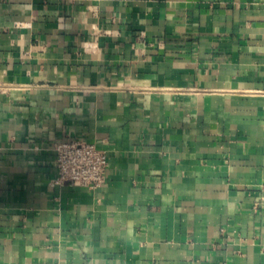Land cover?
Here are the masks:
<instances>
[{
    "label": "crops",
    "instance_id": "1",
    "mask_svg": "<svg viewBox=\"0 0 264 264\" xmlns=\"http://www.w3.org/2000/svg\"><path fill=\"white\" fill-rule=\"evenodd\" d=\"M0 264H264V0H0Z\"/></svg>",
    "mask_w": 264,
    "mask_h": 264
},
{
    "label": "built area",
    "instance_id": "2",
    "mask_svg": "<svg viewBox=\"0 0 264 264\" xmlns=\"http://www.w3.org/2000/svg\"><path fill=\"white\" fill-rule=\"evenodd\" d=\"M56 151V183L95 190L108 180L110 167L107 152L94 143L85 139L60 142Z\"/></svg>",
    "mask_w": 264,
    "mask_h": 264
}]
</instances>
